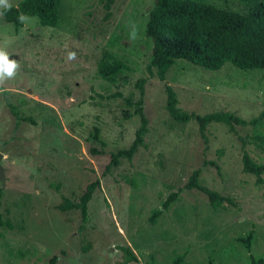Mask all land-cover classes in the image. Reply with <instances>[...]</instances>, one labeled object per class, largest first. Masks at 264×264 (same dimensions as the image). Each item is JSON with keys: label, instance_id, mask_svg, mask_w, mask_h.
<instances>
[{"label": "rangeland", "instance_id": "1", "mask_svg": "<svg viewBox=\"0 0 264 264\" xmlns=\"http://www.w3.org/2000/svg\"><path fill=\"white\" fill-rule=\"evenodd\" d=\"M20 0H6L11 6ZM245 11L243 0H202ZM153 0H62L53 27L22 16L18 30L0 22V52L17 67L0 73V213L12 227L0 228V264H122L127 247L146 264H249L264 258V183L242 170V142L264 164V122L207 127V143L194 120L178 122L166 109L165 84L178 107L198 114L230 111L250 120L264 108V70L225 63L207 70L177 60L166 80L148 76L153 43L145 34ZM6 5L0 4V10ZM133 68L112 84L97 74L102 51ZM139 77L149 120L146 146L105 173L110 153L127 148L139 126L124 98L136 101ZM120 92L123 97L113 96ZM26 95V96H24ZM29 96V97H27ZM14 106L19 117L12 114ZM98 129L97 139L94 138ZM243 140V141H242ZM94 147L103 153L92 154ZM195 169L201 184L232 199L218 207L184 187ZM264 180V173L262 174ZM99 184L83 219L76 203L88 184ZM168 209L162 204L173 192ZM162 209L154 223L149 217ZM253 233L250 248L238 240Z\"/></svg>", "mask_w": 264, "mask_h": 264}, {"label": "trees", "instance_id": "2", "mask_svg": "<svg viewBox=\"0 0 264 264\" xmlns=\"http://www.w3.org/2000/svg\"><path fill=\"white\" fill-rule=\"evenodd\" d=\"M114 1L105 0L106 9H110ZM153 1L154 4L148 13L145 25V34L153 43L150 59L146 66L149 77L156 74L159 80L165 81L168 70L177 60H184L207 70H218L225 63H231L242 70H264V0H243L245 3L244 12L206 3L202 0ZM61 2L62 0H20L17 5L10 8L4 7L0 10V22L12 23L18 30L23 26L22 16H32L37 18L40 25L53 27L59 22ZM126 72H133V68L127 61L108 50L102 51L97 62V74L102 80L115 84L122 78L123 82L127 84L128 79L122 77ZM147 78L139 77L134 83L140 93L138 100L124 98L129 106L134 107L133 112H125V117L130 118L133 115H138L140 119L134 140L127 148L110 153V161L105 167V173L117 166L121 159L131 160L139 148L146 146L145 138L148 133L149 120L143 109V95ZM164 88L166 109L170 117L182 123L194 120L205 143L208 141L207 127L212 122L224 123L231 132L236 131V126H256L264 122V108L250 120L230 111L198 114L181 110L178 107V98L173 87L165 84ZM113 96L123 97L120 92L114 93ZM10 109L17 118L32 121L30 117H19L14 106H10ZM97 136L98 129L96 128L94 138L97 139ZM257 138L264 143V137L257 136ZM242 147V170L245 173L253 174L257 185L264 183L262 178L264 164L252 160L244 149V141ZM90 151L92 154L103 153L102 150L99 151L94 147ZM199 175L200 169L193 170L184 187L202 192L214 207H218L224 202L233 203L230 197L201 184ZM98 184V181L89 183L79 201L76 203L67 202L66 208L80 209L82 218L85 219L87 204ZM178 196V191L171 193L163 202L162 208L168 209ZM161 213L162 209H155L149 217L150 222L154 223ZM4 226L12 227L9 220L4 219L0 213V228ZM252 236L253 233L249 232L246 237H240L238 240L246 248H250ZM122 249L124 251L122 264L138 260L137 255L127 247H122ZM57 258L54 255L50 259V264H54ZM150 258V262L146 264H157L153 256ZM180 261L181 258H178L173 264H179ZM249 264H264V258L256 259L251 256Z\"/></svg>", "mask_w": 264, "mask_h": 264}, {"label": "clouds", "instance_id": "3", "mask_svg": "<svg viewBox=\"0 0 264 264\" xmlns=\"http://www.w3.org/2000/svg\"><path fill=\"white\" fill-rule=\"evenodd\" d=\"M0 4L6 5V8L11 7L6 0H0ZM16 67V61H9L7 55L4 52H0V73L7 72L11 74Z\"/></svg>", "mask_w": 264, "mask_h": 264}, {"label": "water", "instance_id": "4", "mask_svg": "<svg viewBox=\"0 0 264 264\" xmlns=\"http://www.w3.org/2000/svg\"><path fill=\"white\" fill-rule=\"evenodd\" d=\"M4 157V154L0 151V161L1 159ZM0 180L2 182V184H5V175H4V170H3V166L0 163Z\"/></svg>", "mask_w": 264, "mask_h": 264}]
</instances>
